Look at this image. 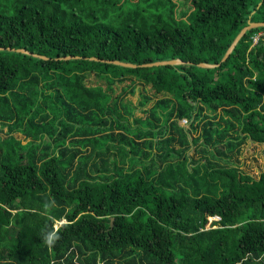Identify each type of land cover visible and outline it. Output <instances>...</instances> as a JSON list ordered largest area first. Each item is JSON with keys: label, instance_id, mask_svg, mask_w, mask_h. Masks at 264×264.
Listing matches in <instances>:
<instances>
[{"label": "trees", "instance_id": "trees-1", "mask_svg": "<svg viewBox=\"0 0 264 264\" xmlns=\"http://www.w3.org/2000/svg\"><path fill=\"white\" fill-rule=\"evenodd\" d=\"M83 1L0 0V264H264V0Z\"/></svg>", "mask_w": 264, "mask_h": 264}, {"label": "rangeland", "instance_id": "rangeland-1", "mask_svg": "<svg viewBox=\"0 0 264 264\" xmlns=\"http://www.w3.org/2000/svg\"><path fill=\"white\" fill-rule=\"evenodd\" d=\"M89 1H90V0H84L81 4L88 5V2H89ZM157 1L160 2V1H163V0H157ZM174 1H175V2H178V0H174ZM141 2H142V1H141ZM150 3H151V1H150V2L148 1V2L142 3L141 5H142L143 7H145V6L147 7V6H148V8L145 7V8H142V9H143V10H146V11H147V10L149 11L150 9L153 10V7H149V4H150ZM154 3L156 4L157 2H154ZM163 3H164V2H163ZM65 4L67 5L68 3H65ZM77 4H79V3L76 2L75 5L72 6V7H64V8H63L64 16L59 17V18H57V19H64L65 15L68 14L67 12H69V13H75L76 11L74 10V8H75V9H78V8H76V7H78ZM83 11H84V14H81L82 16H85V15L87 14L86 17H88V18H90V19L94 17V15H93L92 13H90V11H89V5H88V6H85ZM159 12H160V10H156V13H157V14H158ZM82 13H83V12H82ZM88 14H89V16H88ZM144 14L147 15L146 12H145ZM81 15H80V16H81ZM165 16H166V15H165ZM165 16H164V17H165ZM84 23H85V24H89V23H87V22H84ZM183 122H184V120L182 119V120L180 121V123L184 124ZM260 148H261L260 146H257V147H256V152H255L254 154L251 153V151H252L251 149L248 150V151H249V152H248L249 154H247L248 159H245L243 162L246 161V163H245L246 165L249 164L250 166L253 167L254 165L251 164L252 161H253L252 159L255 158V157H256L257 159H260V156H259V150H260ZM253 163H254V161H253ZM254 164H255V163H254ZM244 166H245V165H244ZM254 170H255V168H254ZM61 223H62V222H58V223L56 224V227L60 226Z\"/></svg>", "mask_w": 264, "mask_h": 264}, {"label": "water", "instance_id": "water-1", "mask_svg": "<svg viewBox=\"0 0 264 264\" xmlns=\"http://www.w3.org/2000/svg\"><path fill=\"white\" fill-rule=\"evenodd\" d=\"M264 26V22H257V21H250L249 23L241 30V32L238 34V36L235 38L234 42L232 43L231 47L229 48L228 52L226 53L224 59L231 53V51L234 49L240 38L246 33L247 30L252 29L254 27ZM1 49V48H0ZM20 51L26 52L24 49H19ZM70 57V56H68ZM117 64L126 65V66H133L134 64L131 63H125L120 61H114ZM182 60L180 59H174V60H168V61H161V62H155V64H166V63H180ZM202 65H208L202 63ZM213 66V65H210Z\"/></svg>", "mask_w": 264, "mask_h": 264}, {"label": "built area", "instance_id": "built-area-1", "mask_svg": "<svg viewBox=\"0 0 264 264\" xmlns=\"http://www.w3.org/2000/svg\"><path fill=\"white\" fill-rule=\"evenodd\" d=\"M261 36L264 37V31L260 32V33L257 34L256 36H254V43H256V42L259 40V38H260ZM183 120H184L183 123H186V122H187V119H183Z\"/></svg>", "mask_w": 264, "mask_h": 264}, {"label": "bare ground", "instance_id": "bare-ground-1", "mask_svg": "<svg viewBox=\"0 0 264 264\" xmlns=\"http://www.w3.org/2000/svg\"><path fill=\"white\" fill-rule=\"evenodd\" d=\"M263 31H264V30H263ZM261 32H262V31H261ZM259 33H260V32H259ZM259 33H257V34H259ZM257 34H256V35H257ZM256 35H255V36H256ZM257 42H258V41H257ZM257 42H256V43H257ZM253 43H254V39H253ZM0 48L3 49V47H0Z\"/></svg>", "mask_w": 264, "mask_h": 264}]
</instances>
